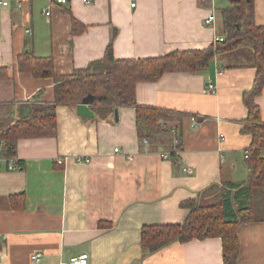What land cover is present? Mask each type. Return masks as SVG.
<instances>
[{
	"label": "crops",
	"instance_id": "obj_1",
	"mask_svg": "<svg viewBox=\"0 0 264 264\" xmlns=\"http://www.w3.org/2000/svg\"><path fill=\"white\" fill-rule=\"evenodd\" d=\"M6 1L0 4L2 128L54 97L51 78L18 70L20 54L50 56L55 73L69 75L100 59L110 41L116 58L205 49L223 35L219 9L229 4ZM253 1L255 21L264 24V0ZM211 13L215 19L206 23ZM72 19L86 25L77 35L71 33ZM252 60L245 46L218 53L201 71L166 72L137 83L136 103L161 111L162 131L146 143L136 133L134 106L56 105V134L17 140L16 170L0 161V264H61L80 253L88 254V264H222L218 237L172 242L144 256L140 234L143 226L181 223L188 211L183 200L200 193L210 198L217 186L247 178L251 138L241 130L247 116L242 94L253 85ZM255 101L264 122V85ZM252 202L255 220L238 227L239 264H264V189Z\"/></svg>",
	"mask_w": 264,
	"mask_h": 264
},
{
	"label": "trees",
	"instance_id": "obj_2",
	"mask_svg": "<svg viewBox=\"0 0 264 264\" xmlns=\"http://www.w3.org/2000/svg\"><path fill=\"white\" fill-rule=\"evenodd\" d=\"M228 1V6L219 9L224 39L205 49L175 50L147 58H116L110 41L100 59L69 75H57L50 56L38 57L31 51L20 54L17 57L18 70L34 78H51L54 97L52 102L31 106L29 114L18 118L12 125L0 127L2 156L15 157L16 142L21 138L54 136L57 130L56 105L80 103L88 94L94 97L93 103L134 106L137 136H156L162 131L161 111L136 103L137 83L156 81L166 72L195 73L206 68L218 53L248 46L253 52L255 74L252 87L242 94L247 116L241 130L251 138L244 157L247 178L217 186L216 199L211 202V197H203L201 193L198 197L183 200L180 205L188 211L181 223L143 226L140 234L144 256L172 242L218 237L222 244V264H239L238 227L255 220L252 198L256 191L264 189V122L255 101L264 85V24L255 21L253 0ZM85 26L72 19V35L81 33ZM176 136L177 140L181 139V133Z\"/></svg>",
	"mask_w": 264,
	"mask_h": 264
},
{
	"label": "built area",
	"instance_id": "obj_3",
	"mask_svg": "<svg viewBox=\"0 0 264 264\" xmlns=\"http://www.w3.org/2000/svg\"><path fill=\"white\" fill-rule=\"evenodd\" d=\"M18 3H20L21 0H16ZM51 3L53 4H66L68 2V0H50ZM84 3L86 4H90L92 2V0H83ZM0 4L3 6H6L8 4V1L6 0H2L0 1ZM135 3L132 2L131 6H134ZM50 8H51V4L44 10V14L46 16L50 15ZM215 19V16L213 13L209 14L208 17L206 18L205 22L206 23H212ZM26 33H31V29L28 28L25 30ZM224 39V36H219L217 35L214 39V43L216 41H222ZM142 141L144 143L147 142V138H143ZM1 147H2V143H0V161L4 160L6 162L5 167L7 168V170H16L20 167V163L18 162V160L16 159V157H10V158H3L1 156ZM118 149L115 148V151H117ZM169 155L164 153L162 155L163 158H167ZM262 156L264 157V151L262 152ZM76 161L80 162L82 161V159L80 157H76ZM58 164H62L63 163V159H57L56 161ZM85 162H88L87 159H85ZM183 170L187 173V174H191L193 173V168L190 166H186L183 168ZM40 254H35L33 256V259L35 262H39L40 261ZM89 261V256L87 253H80L78 255H74L72 257H70L66 262H63L61 264H88Z\"/></svg>",
	"mask_w": 264,
	"mask_h": 264
},
{
	"label": "water",
	"instance_id": "obj_4",
	"mask_svg": "<svg viewBox=\"0 0 264 264\" xmlns=\"http://www.w3.org/2000/svg\"><path fill=\"white\" fill-rule=\"evenodd\" d=\"M93 102H94V97L92 95L88 94L82 98V100L80 102V107L82 110H84L87 105L93 104ZM114 118H115V120L117 119V109L114 110Z\"/></svg>",
	"mask_w": 264,
	"mask_h": 264
},
{
	"label": "rangeland",
	"instance_id": "obj_5",
	"mask_svg": "<svg viewBox=\"0 0 264 264\" xmlns=\"http://www.w3.org/2000/svg\"><path fill=\"white\" fill-rule=\"evenodd\" d=\"M212 190H213L212 193H214V195H215V194L217 193V192H216V189H212ZM210 192H211V191H210ZM210 192H209V193H210ZM213 199H216L215 196H212L211 199L209 200V202L213 201ZM206 202H207V201H206Z\"/></svg>",
	"mask_w": 264,
	"mask_h": 264
}]
</instances>
